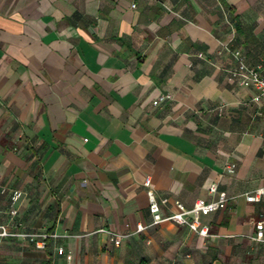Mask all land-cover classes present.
I'll list each match as a JSON object with an SVG mask.
<instances>
[{
    "label": "crops",
    "instance_id": "0c3cea01",
    "mask_svg": "<svg viewBox=\"0 0 264 264\" xmlns=\"http://www.w3.org/2000/svg\"><path fill=\"white\" fill-rule=\"evenodd\" d=\"M231 50L264 57V0H0V225L19 189L22 229L58 235L5 239L0 264H264V201L245 199L264 186V103ZM148 177L187 208L225 191L209 236L164 222L116 245L152 221Z\"/></svg>",
    "mask_w": 264,
    "mask_h": 264
},
{
    "label": "built area",
    "instance_id": "2783aa9c",
    "mask_svg": "<svg viewBox=\"0 0 264 264\" xmlns=\"http://www.w3.org/2000/svg\"><path fill=\"white\" fill-rule=\"evenodd\" d=\"M135 8V5H132ZM232 57L236 60V67L230 71V77L236 81L241 87L253 89L256 95L253 101L259 105L264 103V57L259 59L256 65H248L244 54L239 50H231ZM168 94L166 97L161 96L159 101L171 98ZM227 174L233 175L236 172V164H227L225 167ZM148 196V208L152 221L149 225L138 224L136 229L125 233H110L113 242L120 245L122 240L135 234L145 232L150 227L169 222L177 226L187 227L191 232L200 237L209 236V227L203 225L201 217L209 215L212 212L223 210L228 205V195L225 191H219L217 184H213L209 191L216 195L215 200L207 201L205 199H197L194 205L187 208L181 201L172 200L168 197L157 196L151 187V179L148 177L144 181ZM2 192L10 194L9 222L0 225V244L5 239L27 240L37 250L47 248L50 239H56L58 235L48 232L27 231L22 229V225L17 223L19 214L17 204L23 197V192L19 189L3 188ZM248 203H262L264 201V186L255 189L245 195ZM256 228V239L264 241V220L254 222ZM104 231V230H103ZM57 252L64 254V248L58 247ZM70 260L71 256L67 255Z\"/></svg>",
    "mask_w": 264,
    "mask_h": 264
},
{
    "label": "rangeland",
    "instance_id": "374dc122",
    "mask_svg": "<svg viewBox=\"0 0 264 264\" xmlns=\"http://www.w3.org/2000/svg\"><path fill=\"white\" fill-rule=\"evenodd\" d=\"M15 262L14 263H11V264H22V263H19L20 260H18L17 258H15ZM30 264H38V261H35V262H32Z\"/></svg>",
    "mask_w": 264,
    "mask_h": 264
},
{
    "label": "trees",
    "instance_id": "16d2710c",
    "mask_svg": "<svg viewBox=\"0 0 264 264\" xmlns=\"http://www.w3.org/2000/svg\"><path fill=\"white\" fill-rule=\"evenodd\" d=\"M45 264H48V262H47V263H45Z\"/></svg>",
    "mask_w": 264,
    "mask_h": 264
}]
</instances>
